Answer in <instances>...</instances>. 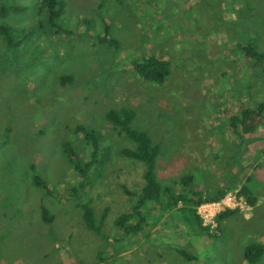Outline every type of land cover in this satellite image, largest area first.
Instances as JSON below:
<instances>
[{"label": "rangeland", "instance_id": "1", "mask_svg": "<svg viewBox=\"0 0 264 264\" xmlns=\"http://www.w3.org/2000/svg\"><path fill=\"white\" fill-rule=\"evenodd\" d=\"M63 1L65 13L52 26L39 12L41 0H0V8L26 9L0 15L17 44L10 47L0 34V264H249L245 246L264 244V136L236 135L229 117L244 103H264V63L246 67L234 46L242 20L227 7L233 0ZM260 10L263 17L264 3ZM107 32L117 47L101 41ZM149 56L170 62L164 86L132 70V62ZM125 106L135 110L133 127L160 145L156 173L163 184L178 187L173 181L191 174L193 190H229L197 208L209 236L182 205L165 212L153 202L143 209L141 232H117L114 222L136 204L145 171L122 155L134 143L106 116ZM79 125L98 136L97 153L106 160L86 176L72 169L62 146L70 143L82 162L89 160ZM31 165L49 194L33 185ZM250 177L255 208L237 196ZM81 201L98 222L105 215L102 235L86 228ZM42 206L53 222L44 221ZM237 208L217 230L216 216Z\"/></svg>", "mask_w": 264, "mask_h": 264}, {"label": "trees", "instance_id": "2", "mask_svg": "<svg viewBox=\"0 0 264 264\" xmlns=\"http://www.w3.org/2000/svg\"><path fill=\"white\" fill-rule=\"evenodd\" d=\"M263 3L264 0H233L231 4L227 5L232 14H236V16H233L235 18L239 16L241 17L240 20H242L240 27L242 35H239L238 39L235 40L234 46L243 54L246 60V67L259 66L264 63V50L261 48L260 35L257 30V27L260 25L258 24L257 16L259 18L261 16V10H258L263 8ZM65 7L66 4L63 0H41L39 12L41 14L45 13L48 22L52 26H56L57 21L65 13ZM25 10L24 7L20 6L3 5L0 8V15L5 17L11 12L21 13ZM263 17L261 16V19H264ZM10 32L9 27L5 25L0 26V34L4 36L7 44L13 47L17 44L12 40ZM59 32L60 30L56 31V34ZM101 41L113 47L118 46L117 41L109 39L108 32ZM131 66L132 70L143 81L157 86H164L171 72L170 62L155 56L134 61L131 63ZM69 79L70 77H65L63 82ZM242 106L239 113L229 117L232 130L236 135L248 140H254L258 135L261 136L260 132H263L262 135L264 136V103L259 102L255 107L245 103ZM106 116L116 128L121 130L134 143L133 148H124L121 151L122 155L126 158L142 162L145 166L143 173L144 185L139 199L130 212L117 217L114 222L117 232L122 233L124 236L136 235L141 232L147 220L143 209L149 202H153L160 205L161 209L165 212H169L176 209L179 205H182L183 207L180 209L183 214L189 215L190 220L194 222V225L198 227L199 231L209 236L210 227L203 226V220L199 216L197 208L206 202H220L229 190L221 188L216 193L207 195L204 192L193 190L191 186L194 185L195 176L191 174L181 176L179 179L174 180V184L178 185V187L163 184L158 179L156 173L157 159L161 152L160 145L155 144L146 132L133 127L132 123L136 117L135 110L129 106H125L120 109L109 110ZM78 131L83 133L91 145L92 152L89 160L82 162L75 148L70 143L66 142L62 146L69 162L73 164L72 169L78 171L82 176H86L92 167H100L106 160L105 157L100 159L101 156L99 157L97 153L99 149L98 136L83 125L78 126ZM31 169L34 172L33 185L49 194V183L37 173L35 165H31ZM252 179L253 177L248 178V184H244L239 188L237 196L242 198L248 206L255 208L259 197L249 185ZM82 187L83 184L81 183L80 188ZM78 206L82 211L86 228L98 235H102V223L105 215L98 222L95 211L89 203H83L81 201ZM239 212L240 210L237 208L233 210L227 209L219 213L216 216L217 230L221 231L223 221L228 220ZM42 217L47 223H51L54 220V216L44 206H42ZM216 237L217 235L211 236L212 239ZM174 247L177 248L176 252L186 260H196V256L188 253L185 249L176 245ZM243 258L249 264L259 263L264 258V244L260 242L248 243L244 248Z\"/></svg>", "mask_w": 264, "mask_h": 264}]
</instances>
